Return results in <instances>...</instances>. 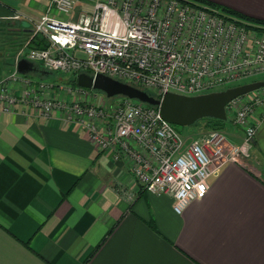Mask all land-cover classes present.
I'll use <instances>...</instances> for the list:
<instances>
[{
	"label": "built area",
	"instance_id": "obj_1",
	"mask_svg": "<svg viewBox=\"0 0 264 264\" xmlns=\"http://www.w3.org/2000/svg\"><path fill=\"white\" fill-rule=\"evenodd\" d=\"M75 4L49 0L38 17L13 15L29 24V37L40 35L47 45L32 46L28 39L16 49L13 68L0 79V111L22 105L49 116L58 110L63 120L82 126L95 147L126 159L142 189L171 194L174 210L181 212L208 190L211 172L248 154L258 107L264 115V86L226 103L227 117L243 130L242 143L234 146L221 128L186 142L157 105L123 94L100 95L99 89L77 84L76 76L103 73L159 98L167 91L209 92L264 71V25L195 0H95L74 16ZM20 58L43 70L67 72L69 84L19 71Z\"/></svg>",
	"mask_w": 264,
	"mask_h": 264
},
{
	"label": "crops",
	"instance_id": "obj_2",
	"mask_svg": "<svg viewBox=\"0 0 264 264\" xmlns=\"http://www.w3.org/2000/svg\"><path fill=\"white\" fill-rule=\"evenodd\" d=\"M94 1L76 0L72 14ZM210 1L264 19V0ZM48 2L0 0V18H35ZM261 112L248 154L225 160L177 212L58 110L0 111V264H264ZM231 135L239 146L243 130Z\"/></svg>",
	"mask_w": 264,
	"mask_h": 264
},
{
	"label": "water",
	"instance_id": "obj_3",
	"mask_svg": "<svg viewBox=\"0 0 264 264\" xmlns=\"http://www.w3.org/2000/svg\"><path fill=\"white\" fill-rule=\"evenodd\" d=\"M24 23L28 24L26 21ZM31 67L32 63L26 58H20L17 62V69L21 72H26ZM76 82L85 87L102 90L108 96L123 94L157 105L163 118L179 125L191 124L205 116L226 119L225 105L229 100L264 86V79H258L193 95L167 91L159 98L142 88L103 73L91 76L86 72H79Z\"/></svg>",
	"mask_w": 264,
	"mask_h": 264
},
{
	"label": "trees",
	"instance_id": "obj_4",
	"mask_svg": "<svg viewBox=\"0 0 264 264\" xmlns=\"http://www.w3.org/2000/svg\"><path fill=\"white\" fill-rule=\"evenodd\" d=\"M199 3L214 6L223 12L234 15L238 18L248 20L251 22H257L264 24V19H258L251 16H247L235 9H232L226 5H222L210 0H195ZM10 18V17H9ZM0 18V72H9L13 66V56L16 49L24 44L29 39L28 44L32 46L44 47L47 45V41L40 35L30 36L29 24H25L26 20L11 18ZM15 19V20H14ZM12 21V22H11ZM14 21V23H13ZM33 71H42V67L37 62H31ZM9 70L7 71L6 69ZM45 71V70H43ZM4 74V73H0ZM74 81V79H72ZM205 121L206 127L209 128H221V121L223 119L205 116L201 118Z\"/></svg>",
	"mask_w": 264,
	"mask_h": 264
},
{
	"label": "rangeland",
	"instance_id": "obj_5",
	"mask_svg": "<svg viewBox=\"0 0 264 264\" xmlns=\"http://www.w3.org/2000/svg\"><path fill=\"white\" fill-rule=\"evenodd\" d=\"M82 1L88 4L92 0H82ZM9 20H13V19L9 18ZM13 23H14V21H13ZM12 68H13V66H12ZM6 70L8 71L9 68ZM44 70L46 72H42L43 74L41 76H38L37 74L33 73V70H29L27 72V74L36 75L37 77H40L41 79L46 80V81H53V82H60L63 84H69V74L67 72L60 71V70H47V69H44ZM0 73L5 74V71L0 72ZM258 79H264V71L257 73V74H254L252 76H247V77H243V78H240V79H237L234 81L223 83V84L213 88L212 90L222 89V88H226V87L231 86V85H236V84L249 82L252 80H258ZM208 91H211V90H208ZM98 92L100 95H102L104 93L102 90H98ZM150 92H152V91H150ZM173 125L182 134V136L184 137L186 142L190 141L193 136H197L198 134H200V133H202L208 129L205 125V121L202 120L201 118L197 119L195 122H193L191 124L179 125V124L173 123ZM221 130L225 136V139L229 143H234V142H236V140L232 137V135H231L232 132L233 131L239 132L242 130V128H240L238 125L234 124L230 120L229 117H226V119H223V121H221Z\"/></svg>",
	"mask_w": 264,
	"mask_h": 264
}]
</instances>
